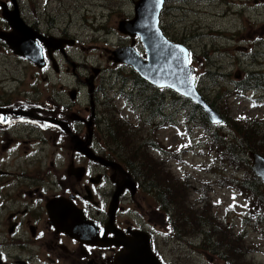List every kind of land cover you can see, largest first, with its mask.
Returning <instances> with one entry per match:
<instances>
[{
	"label": "flooded vegetation",
	"instance_id": "af4514ba",
	"mask_svg": "<svg viewBox=\"0 0 264 264\" xmlns=\"http://www.w3.org/2000/svg\"><path fill=\"white\" fill-rule=\"evenodd\" d=\"M138 1L100 0L99 6L109 11L104 16L108 18L115 5L121 19L119 23L129 22L135 16ZM160 1L158 27L167 39L175 42L164 24L169 0ZM61 5L59 0H0V264H116L115 256L120 247L77 240L61 229L63 214L57 216L60 227L55 225L47 204L58 198L69 200L72 208L82 212L85 221L96 226L99 237L112 239L113 233L106 229L107 211L119 187L123 191L117 197L114 229L126 237H131V232L136 230L146 232L152 250L162 264L175 263L167 260L159 249V240L177 241L183 236L178 232L186 231H191L183 233L189 237L185 239L187 244L207 245V264H240V235L246 239L250 229L256 234L255 243L264 241V229H260L263 222L243 223L241 230L235 223L237 215L234 213V217L227 215L224 218L215 214L196 216L195 225L199 228L195 230L181 229L176 212L167 205L153 183L162 170L155 154L160 150L159 142L142 139L127 153H120L117 149L120 144L112 142L119 132L154 131L155 123L148 124L146 120L159 118L158 101L165 90H142L139 83L142 78L130 66L114 63L110 55L106 68L118 72V76L115 75L108 86L116 89L115 84L122 85L120 90H107L101 86L99 77L105 67L85 69V64L81 66L71 57V51L83 39L81 32L76 35L73 32L72 14ZM232 13L235 16V11ZM17 21L22 25L18 27L20 32L11 25ZM117 31L120 39L115 49L130 47L144 58L139 37L124 35L118 27ZM5 37L32 48L37 63L31 57L17 55ZM20 64L22 68L18 69ZM8 67L12 70L6 73ZM88 80H91V87ZM128 81H132L130 87L134 90H121L126 88ZM81 85L86 90H81ZM147 93L154 95L150 97ZM108 94L116 95L123 104L119 108L110 104L107 112L102 106L114 102ZM144 96L149 104L147 112L139 108V101ZM151 103L154 114L149 110ZM80 104L84 106L77 109ZM123 110L127 114L120 116ZM58 123L65 124L67 131ZM143 123L151 128L138 130L143 128ZM122 126V129L118 128ZM72 136L87 142L86 149L90 154L112 165L105 166L76 151L70 144ZM65 145L67 149H64ZM141 158H145L146 166L144 161H139ZM232 182L237 183L238 179L233 178ZM185 184L191 188L189 182ZM228 187L235 189L231 183ZM150 195L154 207L145 205ZM228 201L232 210L236 206L234 199ZM170 202L174 206L172 200ZM162 204L164 211L160 208ZM207 205L205 197L199 203L190 202L193 211L201 213L207 212ZM207 224L215 228L207 230ZM196 235L200 238H191ZM223 237L232 243L231 247L226 245ZM221 244L224 246L219 247ZM249 253L254 256L260 251L254 249Z\"/></svg>",
	"mask_w": 264,
	"mask_h": 264
},
{
	"label": "rangeland",
	"instance_id": "374dc122",
	"mask_svg": "<svg viewBox=\"0 0 264 264\" xmlns=\"http://www.w3.org/2000/svg\"><path fill=\"white\" fill-rule=\"evenodd\" d=\"M59 1L62 3L61 6L64 9H69L72 14L73 32L75 35L81 32L83 39L80 45L71 51L73 60L80 63L81 66L85 64V69H88L89 66L105 67L99 77L100 85L107 90H120L122 83L115 84L116 89L109 88L108 82L115 75L118 76V72L114 73L106 68L107 56L113 57L112 52L115 51L120 39L117 36V27L121 19L116 6H113L112 16L105 18L104 16H107L109 11L99 6L100 0ZM50 5L53 6V4ZM167 8L168 10L164 14L166 32L175 42L186 43L193 48L191 66L195 70V84L199 87L198 90L202 91L204 98L220 112H226L225 114L232 120L245 117V119L259 124L264 123V86L259 89L247 88L246 90L253 92L246 93V95L241 94L240 91L239 94H236L238 90H243L241 86H253V83L250 82L243 84L245 74L250 71L260 72L264 85V0H169ZM233 11H235V16ZM86 35L89 37L86 38ZM11 60L14 59L11 58ZM20 68H22V64L18 66V69ZM11 70L9 69L6 73ZM1 71L0 68V74ZM122 74L127 73L122 72ZM121 80L120 77L119 81ZM113 83L115 82L113 81ZM126 85L130 86V82L128 81ZM81 90H86V87L81 85ZM165 91L160 94L159 100L170 102L166 111L167 119L164 118L161 122L154 118L146 120L148 124L151 121L153 124L155 123L154 131L149 133L139 131L136 134L127 132L129 139L117 134V136L114 135L112 142L120 144L117 148L120 153L124 151L127 153L132 148H136L142 139L151 138L158 141L161 151L157 150L155 154L158 158L164 159V163L169 167V172L162 170V173L160 172L156 176L153 182L157 188L156 191L163 185H170V182L166 181L167 179L168 181L172 180V185H176L179 189L178 195L182 194V198L186 199V192L182 184L184 181L189 182L191 188L188 189L187 199L190 202L199 203L203 197L207 199L209 205L206 207L207 212H204V216H209L208 213L213 216L216 214L219 218L237 215L235 223L241 228L238 216L240 217L245 209L241 204L231 208L232 210L227 207L230 204L228 201L230 194H236L228 185L231 183L235 188L238 187V184H234L232 179L243 180L247 175H252L250 168L248 165L242 166L240 170L232 166H220L218 154L208 144L204 129L192 124L196 115L192 118L188 116L192 106L183 102L172 91ZM108 95L114 102H108L109 104L106 103L102 106L107 112L110 110V104H114L118 108L123 104L116 95ZM148 95L153 97L154 94ZM251 97H257V101L250 99ZM82 106L84 105H78L77 109H82ZM126 114L127 112L123 110L119 115ZM168 122H175V124L165 126ZM148 124L144 123L143 128L137 129L151 128ZM218 131L223 137L226 136V133L222 132V128ZM112 133L115 134L114 131ZM190 134L195 136L194 139L198 138L199 142L195 143L194 139H189L191 138ZM78 139L80 138L78 137ZM240 141L241 138L237 140L238 145H240ZM70 144L73 146L72 139ZM64 149H67L66 145ZM248 154H244L246 162H249ZM57 160L60 162L59 159ZM259 192L264 191L259 188ZM237 195L244 198L241 193L237 192ZM219 201L220 203H218ZM147 204L155 206L151 195L145 205L147 206ZM176 215L178 214L176 213ZM261 222L263 224L260 229H264V219ZM182 230L186 231L187 229L183 228ZM178 233L183 236L177 241L159 240V249L164 253L166 259L175 264H207L205 256L207 245L201 244L199 247H195L187 244L185 239L189 237H185L183 233H191V231ZM197 237L200 238L198 235L191 238ZM255 240L256 234L249 230L245 239L248 245L247 258H244L247 261H251L253 258V262L264 264V241L255 243ZM221 246L224 245L221 244L219 247ZM254 249H258L260 254L252 256L249 251ZM241 260L242 257L240 262Z\"/></svg>",
	"mask_w": 264,
	"mask_h": 264
},
{
	"label": "water",
	"instance_id": "95a60500",
	"mask_svg": "<svg viewBox=\"0 0 264 264\" xmlns=\"http://www.w3.org/2000/svg\"><path fill=\"white\" fill-rule=\"evenodd\" d=\"M151 2L155 3L152 5ZM161 5L160 0H139L135 4L134 18L129 22H120L118 24V30L121 33L130 36H134L135 34L140 36V41L143 44L146 57L140 58L138 53L132 48H120L112 52V60L115 63L131 66L139 77L156 88H168L178 95L188 98V100L190 99L203 109L212 124L221 123V116L216 110L207 105L195 87V78L193 76L194 68L189 65L187 49L182 45L170 43L158 29V12L161 9ZM148 7L149 9L147 11ZM11 25L17 32H20L18 27L22 25L18 21L16 24L11 23ZM5 39L16 54L31 57L32 61L37 63L34 50H30L31 48L28 49L26 45L20 44L17 40L7 37H5ZM181 49H183V51H181ZM87 83L91 87V80H88ZM58 124L63 129L66 128L65 126L63 127L61 123ZM72 142L74 144L73 148L76 151L85 154L89 158H93L92 154L86 149L87 142L80 141L77 137H72ZM250 157L252 159L251 167L254 174L264 183V159L257 154H250ZM99 161L108 164L100 159ZM122 189L123 188L119 187L115 193L114 200L108 211L110 223L107 224L106 227L108 231L116 235V238L113 241L110 240V242L115 246L122 247L120 252L116 255V264H160L156 257L150 252L148 239L145 234L133 232L131 238L123 236L119 231L115 232L113 229V215L116 208V199ZM47 208L51 219L57 227H60L57 216L58 214H63L61 225L63 231L79 241H88L90 239L87 229L91 226L83 219L80 212H76L77 210L75 211V209L71 208L67 200L55 199L47 205ZM90 237L92 241H96L97 245L98 242H100V245L110 244L106 238L97 239L95 236H92V234ZM102 242H104V244H102Z\"/></svg>",
	"mask_w": 264,
	"mask_h": 264
},
{
	"label": "trees",
	"instance_id": "16d2710c",
	"mask_svg": "<svg viewBox=\"0 0 264 264\" xmlns=\"http://www.w3.org/2000/svg\"><path fill=\"white\" fill-rule=\"evenodd\" d=\"M246 77L243 80V84L246 83H253V86L251 85H244L241 86L242 89H252V88H263L262 84V74L260 72L250 71L245 74ZM146 89L145 87H142V89ZM153 90V89H152ZM242 91V90H238ZM183 102H185L184 98L179 97ZM209 103V102H208ZM141 104L144 108L148 107L147 100L141 101ZM209 105L214 108L224 119V124L221 125H213L211 124L204 112L199 109L196 105L192 106V110L189 113V118H192L194 115H196V118L194 119V125L204 128L208 134H209V141H210V147L214 151H216L221 159H219L220 163L223 166H232L236 169L240 170L242 166L248 165L250 168V163L246 162L244 159V154H248L249 151L257 153L261 155L264 158V123H256L252 120H247L245 118H236L232 120L228 115H226L224 112H220L216 107H214L212 104L209 103ZM156 106V105H155ZM151 114H154V104L151 103L150 107ZM157 110V108H156ZM158 113L160 116V120L167 119L168 116L164 113V101L160 100V103L158 105ZM256 120V119H254ZM257 121V120H256ZM121 128V127H120ZM222 128V132H225L226 136L223 137V135L219 134V131ZM116 131V130H115ZM117 132V131H116ZM241 138L240 145H238L237 140ZM118 139V138H117ZM129 139V138H126ZM164 170V168H162ZM161 170V173H162ZM251 170V168H250ZM243 172L242 170L240 171ZM252 172V171H251ZM154 177V176H153ZM152 177V178H153ZM167 182H170V185H163L158 193H160L165 201L168 203L167 205L170 206V208L176 212L178 215L177 220L181 225V229H197L199 226H196V216H204V213H201L200 211H193V209L190 206V201L188 198V185L182 184L184 191L186 192V199L182 198L183 195L179 194V189L176 185H172V180L167 179ZM260 180L252 173V175H247L245 179L239 181V186L241 187L242 191L248 193L250 196L249 198L251 201L253 199H257L259 201H264V192H259V188H261L264 191V188L257 185L259 184ZM155 187V186H154ZM173 197L171 196V194ZM171 196V199H170ZM173 202L174 206H171V201ZM178 205L177 207H175ZM161 210H166L164 205H161ZM250 214L256 215L257 219H260L261 217H264V203L259 204L256 206H252ZM169 209V208H168ZM207 230L215 228V226L211 224H207ZM225 229V227H223ZM226 241L227 246H232V243L229 242L225 237H223ZM247 248L248 245L245 243V240L243 239V236H240V258L242 257V260L240 264H253L251 261H247L244 257L247 258Z\"/></svg>",
	"mask_w": 264,
	"mask_h": 264
},
{
	"label": "bare ground",
	"instance_id": "6f19581e",
	"mask_svg": "<svg viewBox=\"0 0 264 264\" xmlns=\"http://www.w3.org/2000/svg\"><path fill=\"white\" fill-rule=\"evenodd\" d=\"M144 89V88H143ZM243 90H246V89H243ZM236 94H239V91H238V93H236ZM143 100H147L146 99V97L144 96V99ZM142 99L139 101V108H140V110H143V111H145V112H147V110H148V107L147 108H144L143 106H142V104H141V101H143ZM159 103H160V100L158 101V105H159ZM149 105V104H148ZM169 105H170V102H166V101H164V113H165V115L167 114L166 113V111H167V109H168V107H169ZM183 107L185 108V106L183 105ZM159 114V113H158ZM157 114V115H158ZM220 115V114H219ZM167 116V115H166ZM221 116V115H220ZM222 117V116H221ZM156 121H158V122H161V120H160V116H159V118L156 120ZM143 125H144V123H143ZM123 128V126L121 127V129ZM113 129H115V127L113 126ZM128 133L130 132V131H127ZM127 132L125 131L124 133H120L119 132V135L121 136V137H124V138H129L128 137V135H127ZM157 155H160V154H157ZM156 158H157V160H158V162H159V166L161 167V168H163V166H164V159H161V158H158L157 156H156ZM139 161H144L145 162V158H141V159H139ZM147 164H146V162H145V166H146ZM238 170V169H237Z\"/></svg>",
	"mask_w": 264,
	"mask_h": 264
},
{
	"label": "snow or ice",
	"instance_id": "6c2138e0",
	"mask_svg": "<svg viewBox=\"0 0 264 264\" xmlns=\"http://www.w3.org/2000/svg\"><path fill=\"white\" fill-rule=\"evenodd\" d=\"M181 51H183V49H181Z\"/></svg>",
	"mask_w": 264,
	"mask_h": 264
}]
</instances>
